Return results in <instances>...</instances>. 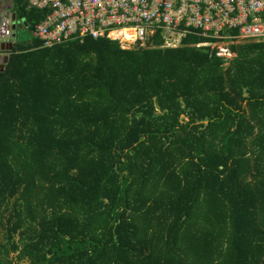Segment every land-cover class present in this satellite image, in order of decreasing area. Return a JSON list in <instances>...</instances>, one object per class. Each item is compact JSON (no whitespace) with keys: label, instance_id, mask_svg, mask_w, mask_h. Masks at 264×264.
Masks as SVG:
<instances>
[{"label":"trees","instance_id":"16d2710c","mask_svg":"<svg viewBox=\"0 0 264 264\" xmlns=\"http://www.w3.org/2000/svg\"><path fill=\"white\" fill-rule=\"evenodd\" d=\"M204 41L0 49V264H264V41Z\"/></svg>","mask_w":264,"mask_h":264},{"label":"built area","instance_id":"2783aa9c","mask_svg":"<svg viewBox=\"0 0 264 264\" xmlns=\"http://www.w3.org/2000/svg\"><path fill=\"white\" fill-rule=\"evenodd\" d=\"M46 13L33 37L51 48L86 38L118 41L123 49L143 48L157 34L164 48H178L188 35L224 69L237 58L233 46L264 41V0H29ZM8 2L0 3V45L13 38ZM6 55L0 56V63Z\"/></svg>","mask_w":264,"mask_h":264},{"label":"rangeland","instance_id":"374dc122","mask_svg":"<svg viewBox=\"0 0 264 264\" xmlns=\"http://www.w3.org/2000/svg\"><path fill=\"white\" fill-rule=\"evenodd\" d=\"M13 38H14V41L24 42V41H29V40L33 39L34 37L29 33V30L27 29L26 22L17 20L16 21V28H15V30H13ZM4 54L5 53L0 52V56H3Z\"/></svg>","mask_w":264,"mask_h":264},{"label":"water","instance_id":"95a60500","mask_svg":"<svg viewBox=\"0 0 264 264\" xmlns=\"http://www.w3.org/2000/svg\"><path fill=\"white\" fill-rule=\"evenodd\" d=\"M14 18V17H13ZM15 20V18H14ZM16 24L13 26V30H15ZM0 49L5 50V51H11L13 49V42H11L8 45H0ZM8 61V56L4 57V63H7Z\"/></svg>","mask_w":264,"mask_h":264},{"label":"crops","instance_id":"0c3cea01","mask_svg":"<svg viewBox=\"0 0 264 264\" xmlns=\"http://www.w3.org/2000/svg\"><path fill=\"white\" fill-rule=\"evenodd\" d=\"M8 2V4H9V6H10V8H11V13L13 14V16H14V18H15V20H16V16H15V14L13 13V4H12V0H2V1H0V3H3V2ZM29 7H30V9H33V10H36V9H34V8H32L31 6H30V4H29ZM36 11H39V10H36ZM39 12H42V11H39ZM44 13V12H43ZM45 15H46V13H45ZM45 18V17H44ZM44 20V19H43ZM80 42V41H79ZM44 48V47H43ZM126 50V49H125ZM131 50H134V49H131Z\"/></svg>","mask_w":264,"mask_h":264}]
</instances>
